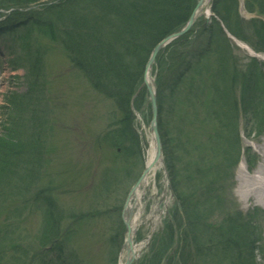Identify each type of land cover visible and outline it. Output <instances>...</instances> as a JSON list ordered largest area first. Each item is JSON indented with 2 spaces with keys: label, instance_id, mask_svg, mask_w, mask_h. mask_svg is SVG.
I'll list each match as a JSON object with an SVG mask.
<instances>
[{
  "label": "trees",
  "instance_id": "16d2710c",
  "mask_svg": "<svg viewBox=\"0 0 264 264\" xmlns=\"http://www.w3.org/2000/svg\"><path fill=\"white\" fill-rule=\"evenodd\" d=\"M40 1L0 0V9L24 7ZM197 2L59 0L47 8L42 5L36 16L15 12L7 18L1 29L9 33L20 26L33 24L44 37L62 40L70 58L91 80L94 88L117 100L123 116L118 122L119 127L111 130L106 138L114 145L124 147L125 153L133 155L138 142L133 131L131 98L143 81L149 54L160 40L187 23ZM245 6L251 13L257 12L264 16V0H245ZM238 7L239 0H214L212 5L229 31L247 41L255 51L264 52V19H243ZM213 21L206 27L203 24L197 34L191 32V35H185L172 43L157 60L161 70L157 78L160 130L165 140L164 151L171 181L183 210L179 218L185 219L187 234L183 242L194 248V256L199 257L202 264H212L217 258L223 262L229 260L228 264H254V252L257 249L254 233H249L238 217L224 213L221 190L225 179L223 168L229 169L236 164L241 153L236 116L239 106L246 107L252 99L254 115L258 120L261 118L257 125L258 131L264 129V71L257 59L251 60L250 65L260 72L258 77L257 73H253V78L252 73L249 77L248 73L241 71L225 31L215 18ZM205 32V42L196 44V38ZM192 33L196 35L194 38ZM26 40L31 43L32 34ZM26 42L24 46H27L29 53L30 44L26 45ZM209 59L211 65L207 63ZM41 64L43 62L39 59L32 70L38 72ZM200 71L207 76L203 77ZM187 75L190 78L198 77L199 83L194 87L190 79L186 83L184 79ZM35 76L37 74H34V79ZM165 77H170L166 82L171 88V95L180 92L182 99L179 97L173 103L166 101L164 90L169 87L164 84ZM34 83L40 84L36 80ZM180 86H184L182 91ZM195 87L200 89V94ZM23 98H19L18 102V97L12 96L9 103L22 110L25 105L22 103ZM197 102L200 112L205 104H210L211 109L205 120L209 130L213 131L204 137L205 153L196 157L195 162L187 163L182 173L177 167V157L180 158L182 153L183 157L187 152L191 153L190 148L197 146L194 144L197 134L203 131L189 120L193 115L192 106ZM144 103L140 95L135 100L138 109ZM217 124L220 125L218 130ZM20 138L17 130L12 135L0 138V191L5 186L15 188L16 179L25 173L22 171L24 167L33 163L34 171L36 162L39 163L34 153L36 151L27 142L22 146ZM209 152L212 153L210 157ZM218 214L222 215L219 225L214 224ZM180 225L185 226L182 220ZM57 230L56 225L45 228L41 242L48 243L56 239ZM170 235L169 238L172 237ZM161 254L158 253L157 257ZM190 254H186L188 259L184 264L190 259Z\"/></svg>",
  "mask_w": 264,
  "mask_h": 264
},
{
  "label": "rangeland",
  "instance_id": "374dc122",
  "mask_svg": "<svg viewBox=\"0 0 264 264\" xmlns=\"http://www.w3.org/2000/svg\"><path fill=\"white\" fill-rule=\"evenodd\" d=\"M255 13L257 15V12ZM243 16L251 15L243 11ZM258 16L263 18L259 13ZM208 21L211 22V20ZM199 25L195 31H199ZM31 34L33 41L28 46L29 53L25 59V50L18 53L16 40H10L9 51L6 48L0 49V138L12 135L17 130L23 140L27 138L24 142H27L36 151L34 153L39 158V163L36 162L37 166L34 171L32 167L35 164L33 163L24 167L22 171L25 173L16 181V187L6 188L0 192V203L4 205L9 200L17 202L15 197L19 196L16 194L21 192L33 194L39 192L41 196L52 192L49 194L56 195L55 199L61 204L60 210L62 211L60 213L66 211V213L73 212L75 215H85L76 229H73L74 233L70 237L73 246L66 247L68 253V250L75 248L80 254L76 260L77 263L73 262V264H121V261H125L126 258V252L122 253L127 233L122 211L133 183L142 175L146 150L151 144L149 125L152 109L150 102H145L141 109L136 110L134 117L135 131L143 155L138 153L137 156H131L124 153V148L122 150L121 147L113 145L104 138L110 129L119 126L117 120L121 116V111L118 110L117 100L106 98L101 92L94 89L91 80L71 62L68 50L63 49L60 44L44 41L45 39H41L37 32ZM206 34V32L202 35L199 34L195 43L205 42ZM195 36L193 35L192 38ZM21 40L25 41V39ZM28 44L26 42V45ZM32 45L34 46L30 49ZM234 46L233 57L237 58L241 71L248 73L249 77L252 73L253 78V73H257L258 77L260 72L255 71L254 67L250 65L251 52L235 44ZM32 58L36 59L37 63L39 59L43 62L38 72L31 71L28 66ZM8 59L11 61L14 59V63L8 65ZM262 59L264 60V54H260L258 57V60ZM209 61L210 59L207 61L208 64H210ZM154 65L156 66L154 74L158 77L161 73L160 66H157V62ZM200 73L203 77L207 76L204 72L200 71ZM33 74H37L36 82L40 84L33 88L31 97L18 95L24 97L22 103L30 105L28 107L23 105V109L19 111L14 110L17 107L5 105L7 98L10 99L13 92L22 94L30 92V88L35 84L34 78H32ZM165 74L167 73L165 72ZM165 78L164 84L169 87V83L166 81H169L170 77ZM189 79L190 83H194L193 87L199 83L198 77L190 78L189 75L185 77L184 81L188 83ZM180 87L182 91L184 86ZM185 89L187 88L185 87ZM195 90L200 94V89L195 87ZM179 97L180 92H174L171 95V88H165L164 98L166 101L173 103ZM180 98L182 99V97ZM146 99L148 98L146 97ZM252 103L251 99L247 102L246 107L239 106L236 115L239 127L238 138L239 144L245 151V156L241 157L239 165L234 169L223 168L225 179L221 191L224 213L238 217L247 231L254 233L257 246L254 252V264H264V208L257 206L250 210L240 209L234 191L238 168L241 166L250 171L257 166L258 159L255 157L257 140L259 142L264 138V129L258 131L257 126L261 118L259 117L258 120L252 114ZM192 107L193 115L189 117L190 123L202 128L203 131H199L197 134L194 142L197 146L190 148L191 153L187 152L184 157L182 153L180 158L177 157V167L182 173H184L183 169L187 163L195 162L196 157L205 153L204 137L206 133L209 134L213 131L209 130L208 122L205 120L211 109L210 104H205L201 112L198 102ZM201 123H206V125H200ZM218 127H220L219 124H217L216 130ZM254 131L257 133L255 134ZM32 135H35V139L32 138ZM226 136L227 133L224 134V138ZM208 154L209 157L212 156V153ZM246 159L253 165L251 166L250 163L249 165ZM31 180L33 183L30 182ZM75 188L77 193L74 191L68 193L70 189ZM61 189H67L68 192L65 194ZM10 193L12 194L10 195ZM143 205V217L138 221L136 243L140 244L150 240L139 253V258L134 264H157L158 253H163L166 246L173 243H175V251L181 244L186 246L183 254L185 259L182 258L180 264L186 262L188 259L186 254L190 252V261L188 260L186 264H202L199 262V257L194 256L193 247H188L187 243H181L180 237H175L173 234L170 238L168 236L170 235L169 225L176 229L181 220L185 225V219L179 218V215L182 216V214L178 209L175 210L174 216L170 215L177 204H175L171 190L166 189L160 172H158L154 186L149 188L145 194ZM156 206H159L157 214L160 215V219L155 216ZM6 210L9 211V208ZM87 210L94 212L93 218L86 216ZM44 212L45 210L36 206L32 213L26 217L27 221L20 218L15 219L19 226L16 228L17 226L14 224L16 229L14 228L12 236L6 241H10L11 238V242L8 245L5 244L6 253L9 258L16 255L17 252L21 255L14 256L16 259L5 264H54L53 261L56 260L57 255L55 249L52 247L44 251L37 249L40 237L43 239L41 227L48 226L50 222L56 224L53 220L48 221ZM151 215H154V218H150ZM217 216L218 219L216 217L214 224L219 225L222 215L218 214ZM9 233L10 231L7 232V236ZM181 234L183 236L187 234L186 225L183 226ZM187 239L189 240V238ZM13 242L17 243V246H14ZM42 242V245L47 244ZM23 251L26 254L23 255ZM241 254L246 255L245 252H241ZM60 262V264H69L65 257ZM228 263L229 260L223 262L218 258L212 262V264Z\"/></svg>",
  "mask_w": 264,
  "mask_h": 264
},
{
  "label": "bare ground",
  "instance_id": "6f19581e",
  "mask_svg": "<svg viewBox=\"0 0 264 264\" xmlns=\"http://www.w3.org/2000/svg\"><path fill=\"white\" fill-rule=\"evenodd\" d=\"M255 150V157L258 159L257 166L250 171L243 169L241 166L238 168L237 175L235 176V195L239 202L240 209L250 210L255 207L264 208V138L259 142L257 140ZM146 163L148 166L147 174L140 188L134 193L130 203V211L132 213V226L138 225V221L143 217L142 201L145 193L149 188L154 186L158 171L161 169L160 162H154L155 157V144L151 143L147 150ZM138 212H135V210ZM264 229V228H263ZM146 242L137 246L142 249Z\"/></svg>",
  "mask_w": 264,
  "mask_h": 264
},
{
  "label": "water",
  "instance_id": "95a60500",
  "mask_svg": "<svg viewBox=\"0 0 264 264\" xmlns=\"http://www.w3.org/2000/svg\"><path fill=\"white\" fill-rule=\"evenodd\" d=\"M205 2V0H200V2L198 3V5L196 6V8L193 10L194 12L191 14L189 20H188V23L187 25L183 28V29H180L179 32H175L174 34H171L169 37L165 38L164 40H162L158 46H156L151 54V58L147 64V71H151L152 68H153V62L158 54V52L160 51V49L165 46L168 42H170V40L174 39V38H177V37H180V35H183L185 34L187 31H189L191 29V26L195 23L194 21L196 20L197 16H198V13H199V8L201 7V5ZM145 82H146V85H147V88L149 89V93H150V98L152 100V109H153V118H152V124H151V130H153L154 132V136H155V140L157 141V153H158V157H160L161 155V141H160V137H159V132L157 130V98H156V87L153 83L149 82L147 79H145ZM146 175V172L144 173V175L136 182V185L134 186V188L132 189L131 193H130V197H131V194L134 192V190L138 187L139 183H141L143 180H144V177ZM130 199V198H129ZM128 199V201H129ZM125 216L128 218V222L130 221V219L132 218L130 216V213H129V209H128V202L127 204L125 205ZM127 222V228H128V241H127V246H128V249H129V254L130 256L128 257L127 259V262L126 264H132V262L135 260L134 259V254H135V251L132 247V243H133V238L131 236V233H132V230H131V227L130 225L128 224Z\"/></svg>",
  "mask_w": 264,
  "mask_h": 264
}]
</instances>
